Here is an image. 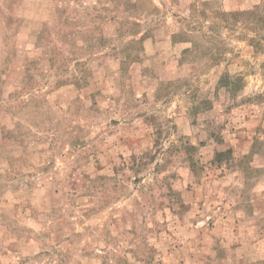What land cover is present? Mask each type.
I'll return each instance as SVG.
<instances>
[{
	"label": "rangeland",
	"instance_id": "1",
	"mask_svg": "<svg viewBox=\"0 0 264 264\" xmlns=\"http://www.w3.org/2000/svg\"><path fill=\"white\" fill-rule=\"evenodd\" d=\"M0 264H264V0H0Z\"/></svg>",
	"mask_w": 264,
	"mask_h": 264
}]
</instances>
